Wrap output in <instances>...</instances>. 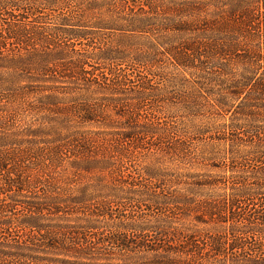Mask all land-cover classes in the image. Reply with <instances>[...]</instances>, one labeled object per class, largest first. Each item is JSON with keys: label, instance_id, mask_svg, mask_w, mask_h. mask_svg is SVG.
Wrapping results in <instances>:
<instances>
[{"label": "rangeland", "instance_id": "374dc122", "mask_svg": "<svg viewBox=\"0 0 264 264\" xmlns=\"http://www.w3.org/2000/svg\"><path fill=\"white\" fill-rule=\"evenodd\" d=\"M87 1L86 39L63 48L81 46L96 73L102 52L123 58L115 68L148 89L70 80L60 50L7 40L0 264H264V3ZM41 8L34 29L60 26ZM144 11L149 31L132 32Z\"/></svg>", "mask_w": 264, "mask_h": 264}, {"label": "trees", "instance_id": "16d2710c", "mask_svg": "<svg viewBox=\"0 0 264 264\" xmlns=\"http://www.w3.org/2000/svg\"><path fill=\"white\" fill-rule=\"evenodd\" d=\"M253 1H260L264 3V0H249V2ZM103 5H105L108 10L111 12L114 11L115 9H118V0H89L87 1V5L92 7V8H99ZM47 6V8L50 11H56L60 10L61 11V23L60 26H54L57 28L53 29H48V28H43L41 31H37L38 29H34L29 23L30 21L27 19L29 18H36V23H42L43 21H39V19H42L43 17H39V12L41 11L42 6ZM253 5V3H251ZM56 7V9H54ZM264 8V5L262 6ZM45 8V7H44ZM127 8H129L127 6ZM201 7L197 8L196 10H199ZM9 10V11H8ZM17 11L18 12V17H23L25 19L21 20L20 18H15L16 16L12 14L10 11ZM64 10V12H63ZM123 11H121L122 13ZM259 8L256 9L255 13L256 15L259 16ZM63 13L68 17V19L63 18ZM120 13V15H121ZM138 15L140 16L136 21L132 20V28L130 29L132 32H139V33H144L148 32L150 27L148 29L146 28V23L143 21L144 16L146 15L145 11L144 12H137ZM27 15V16H24ZM58 14V13H57ZM6 16V17H3ZM57 16V15H55ZM94 17V14H87L86 11V4L85 0H0V54L1 51H7L6 46H7V40L12 41L13 44L17 45H32L35 48V43L42 42V46L39 45L40 47L44 49H48L49 51H53L54 49L60 50L56 60H65L64 63H60V65L64 66L66 64L67 67H70L68 70V77L70 80H74L76 82H84L85 84L88 85H95V86H102V84L109 85L108 81H111L113 85L116 87H123L122 90H126L128 88L134 89L135 87H139V89L135 90L136 92L140 91L141 89L145 90L148 89L146 87L147 82L141 81L139 83H134V81L131 80V78L128 76V73L126 71H122L120 69H116L115 65H118L119 61H122L119 57H113L110 54H103L101 56L102 59L105 60V65L102 67L104 70L99 71L98 73L93 71L92 69H87V66H90L88 64V57L82 52V47H73L71 49H64L63 47H66L65 40L61 41L64 37H70L72 38H84L86 39L84 35V31H82L84 24L89 23L92 20L90 19L91 17ZM244 16L248 19H250L251 15L250 12L249 14L246 12V9L244 11ZM8 18V19H7ZM39 18V19H38ZM72 19L73 21H71ZM21 22V23H20ZM72 22V24L70 23ZM259 22V21H258ZM91 23H94L91 22ZM95 24H102V25H107L108 23L104 21H98ZM117 24V23H116ZM179 23L174 22L172 23L170 30H181L180 28H177V25ZM260 24L262 27H264V21L260 20ZM68 27H74L69 31L64 29V26ZM150 25V24H147ZM38 26V25H36ZM62 42L61 45H59V42ZM30 42V43H29ZM50 42V43H49ZM29 43V44H28ZM51 45L52 47H43L45 45ZM100 49V48H99ZM101 50V49H100ZM99 50V51H100ZM106 51V49H104ZM189 50L190 53L193 52V55L191 56L192 58H196L198 55L197 52L194 51V49H187ZM170 51H173L172 49H168L167 53H170ZM189 53V54H190ZM5 54V53H4ZM38 57H40V53H37ZM105 54V55H104ZM170 55H172L170 53ZM5 56H8V54H5ZM256 56V59H260V56ZM174 57V55H172ZM175 58V57H174ZM30 59V58H29ZM35 58H31L29 63H26V67H34L37 65H40V67L43 68V65L40 63H37L33 61ZM94 59V58H92ZM91 60V59H90ZM133 61L135 59H132ZM141 61V60H138ZM177 61V59H176ZM47 61H45L46 63ZM181 63L180 61H177ZM120 64V63H119ZM46 64H44L45 66ZM184 65V64H183ZM34 69V68H32ZM106 69V70H105ZM78 80V81H77ZM130 83H133V87H130ZM122 85V86H119ZM141 88V89H140ZM116 90V89H114ZM114 103L116 105H124L126 103L127 98L125 96H121L120 98H113ZM129 100V99H128ZM13 153V150H8L6 152L0 151V168L4 169L5 165L7 168V164L14 162V158L11 155ZM7 176H10V174H7ZM25 177L22 180H16L13 181L11 184V181H8V185H22L24 186L25 183ZM24 181V182H23Z\"/></svg>", "mask_w": 264, "mask_h": 264}]
</instances>
